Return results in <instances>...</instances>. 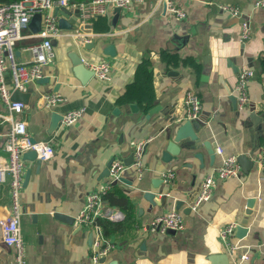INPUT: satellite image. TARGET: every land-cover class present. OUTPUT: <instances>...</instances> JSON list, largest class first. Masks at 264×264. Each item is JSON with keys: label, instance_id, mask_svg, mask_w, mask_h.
<instances>
[{"label": "crops", "instance_id": "obj_1", "mask_svg": "<svg viewBox=\"0 0 264 264\" xmlns=\"http://www.w3.org/2000/svg\"><path fill=\"white\" fill-rule=\"evenodd\" d=\"M86 2L89 0H76ZM255 0H174L186 13L176 20L163 0H144L118 11L85 20L79 28L63 30L53 41L56 58L45 69V80L30 87L25 112L15 118L28 121V132L37 142H47L55 155L47 162L26 160L21 230L27 264H90L95 232L77 228L73 219L81 212L87 194L108 182L106 171L114 159L132 155V142L152 139L143 158L145 173L137 179L134 169L116 184L128 197L134 219L123 234L104 236L116 248L106 264H264V172L257 164L249 174L220 182L213 198L197 212L190 208L206 174L220 163L205 146L224 149L225 155H245L256 163L264 152V9ZM222 6L238 7L251 22L250 39L240 41L241 27ZM38 16L23 29L17 55L28 60L25 47L39 43ZM89 40L80 44L75 32ZM86 44H91L85 47ZM77 52L84 66H75ZM106 61L111 80H100L87 64ZM87 63V64H86ZM254 70L249 103L243 111L234 101L238 70ZM92 72V71H91ZM191 92L202 105L187 138L168 152L187 122L183 102ZM60 94L65 102L47 109L44 96ZM84 108L82 118L70 127L54 126V112ZM0 112L6 113L0 102ZM53 127L55 129H53ZM190 132L185 131L188 135ZM0 165L7 164L2 150ZM173 173L171 184L162 180ZM161 197L153 204L147 194ZM167 195V196H165ZM249 232L232 237L240 254L251 248V260L229 255L218 229L240 225L250 209ZM120 210L126 220V212ZM177 207L183 214V232L154 234L147 228L156 217ZM189 210V211H188ZM10 211V181L0 183V220ZM120 221V222H123ZM112 222V221H111ZM14 250L4 244L0 229V264H13Z\"/></svg>", "mask_w": 264, "mask_h": 264}, {"label": "built area", "instance_id": "obj_2", "mask_svg": "<svg viewBox=\"0 0 264 264\" xmlns=\"http://www.w3.org/2000/svg\"><path fill=\"white\" fill-rule=\"evenodd\" d=\"M143 1L22 0L0 4V102L3 103L6 109V113L0 112V140H3L2 150L9 158L7 164L0 165V183L5 182L7 178L10 181V211L4 219L0 220V229L4 244L14 250L13 264H27V248L21 230L23 212L20 203L26 167L24 154L34 151L37 154V160L43 163L54 157L55 148L47 142H33L28 132V121L15 118V116H20L25 112L26 104L13 101L12 95L16 90L24 93L29 92L32 85L45 78V69L55 61L56 54L53 41L61 35L62 29L59 26V19L54 16V10L71 7L78 9L83 19L89 20L106 15L110 8L125 10L130 8L132 4ZM163 1L166 10L176 20L180 21L186 18V13L175 5L174 0ZM254 7L264 9V0H255ZM222 9L239 20L241 27L240 41L245 44L251 35L249 18L244 17L238 7L222 6ZM38 16L41 18V28L36 36L42 40L39 43L25 47L24 51L29 54V59L21 60L17 55L16 46L22 39L23 29ZM73 36L79 40L80 44L89 42L80 32L76 31ZM86 66L100 80H111V66L108 62L103 61L97 64H87ZM254 77L255 72L250 67L243 65L239 68L237 83L234 87V96L239 111H243L249 103L248 87ZM43 99L45 107L50 110H54L65 102V98L56 93L47 94ZM183 108L185 120H199L202 105L197 96L188 92L184 98ZM84 112V108H78L61 114L60 125L64 128L74 125L82 118ZM151 140L131 143L133 162L130 165L126 164L124 159H114L111 162L108 182L87 194L81 212L74 218V225L77 228L91 229L96 233L90 264H106L108 256L116 248L112 242L104 238L102 228L97 222L101 219L112 222H120L125 219L120 210L108 206L106 195L113 186L121 182L123 174L129 169H134L137 172V179L142 180L146 170L143 158ZM215 151L221 157V163L212 172L205 175L199 193L190 206L193 212H197L203 203L213 198L220 182L231 178H240L243 173L242 166L236 156L225 155L224 149L220 146H217ZM256 164L258 169L264 172V152L257 158ZM173 177V173H165L162 175V180L166 184H171ZM160 197L158 195V199ZM184 229V214L177 207L154 218L147 228L150 233L154 234H166L171 231L178 233L183 232ZM236 229V224L221 227L218 229L219 237L228 248L229 255L232 258H238L242 262L250 261L251 248L247 247L245 253L240 254L239 247L232 243L231 239Z\"/></svg>", "mask_w": 264, "mask_h": 264}, {"label": "water", "instance_id": "obj_3", "mask_svg": "<svg viewBox=\"0 0 264 264\" xmlns=\"http://www.w3.org/2000/svg\"><path fill=\"white\" fill-rule=\"evenodd\" d=\"M117 10L121 11V9H117ZM54 16L59 19V26L63 30H71L73 28H79L80 24L82 22L80 11L78 9H73L71 7H62V8L55 9L54 10ZM89 45H91V44H86L85 47H89ZM71 59H72L73 64L75 66L85 67L83 59L80 57V55L77 52L71 53ZM86 71L89 72L86 74V76H88L90 73H92V75H94V73L91 72L90 69L87 68ZM44 80L45 79L41 80L39 83H42ZM30 96H31L30 92L24 93V92L16 90L12 95V100L13 101H20V102H23L25 104H28V102L30 100ZM234 101H235V106H236L237 104H236L235 98H234ZM53 117H54L53 125L56 126V125H58V123H60V121L62 119V115L60 113L54 112ZM194 123L195 122H193V121L187 120V122L182 126V128L178 132V137H177L176 141L175 142H169V145H168V152L169 153L173 154L172 150L177 148L178 149V151H176V154H177V152H179V150H180V146H182L183 142H185L188 137L194 141H198L197 136L194 133V131L193 132L191 131V129L193 128V125H195ZM53 129H55V128L53 127ZM185 131H188L190 133L188 135H186V134H184ZM33 142H36V140L33 139ZM205 146L208 150V153L211 156L212 162L215 161V158H216L215 150L212 147L211 143L206 142ZM36 158H37V154L34 151H30V152H27L26 154H24V159L36 160ZM132 162H133V155H131L130 158L125 161V163L128 165H130ZM238 162L242 166L243 172L245 174H249L250 171L255 167V164H256L255 161L249 160L243 154L238 156ZM105 174H106V176L109 175V167L107 168V171ZM146 196H147V198H149L151 200V202L153 204H157L156 199L158 196L156 194L149 193ZM193 201H194V199L192 200V202ZM192 202H191V204H192ZM252 204H253V200H251V202L249 203L250 209H248L246 211V217L244 218L242 223L237 226L238 237L241 239L245 238V236H247V234L249 232L248 223L250 220L249 217L252 214V208H253ZM72 221L74 223V219ZM170 233H175V232L171 231Z\"/></svg>", "mask_w": 264, "mask_h": 264}, {"label": "trees", "instance_id": "obj_4", "mask_svg": "<svg viewBox=\"0 0 264 264\" xmlns=\"http://www.w3.org/2000/svg\"><path fill=\"white\" fill-rule=\"evenodd\" d=\"M22 0H0V4H7L11 2H18ZM106 200L111 205L121 207L126 212V220L123 222H111L106 219H101L97 222L102 228L103 236H110L115 233L123 234L126 232L128 227H131L134 219V207L130 203L126 194L118 187L113 186L111 191L106 195ZM131 223V224H130Z\"/></svg>", "mask_w": 264, "mask_h": 264}]
</instances>
